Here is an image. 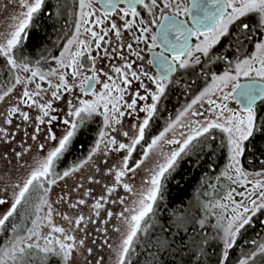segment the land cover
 Wrapping results in <instances>:
<instances>
[{"label": "snow or ice", "instance_id": "obj_1", "mask_svg": "<svg viewBox=\"0 0 264 264\" xmlns=\"http://www.w3.org/2000/svg\"><path fill=\"white\" fill-rule=\"evenodd\" d=\"M55 7L67 18L55 55L45 48L50 0H6L0 8L11 20L0 28V162L16 177L3 183L0 175V264H102L89 246L95 232L105 234L112 264H142L141 253L146 264H264V233L247 237L254 218L264 217V0H57ZM34 39L42 41L37 56ZM218 46L239 55H218ZM145 60L147 68L137 67ZM218 61L222 73L213 71ZM177 92L191 95L168 116ZM18 133L35 142L31 162L24 156L33 146ZM76 152L83 154L62 168ZM221 157L198 235L153 240L155 207L170 182L186 164ZM82 179L101 185V194ZM110 204L124 207L115 213ZM114 219L122 225L113 224L115 246L107 235Z\"/></svg>", "mask_w": 264, "mask_h": 264}, {"label": "trees", "instance_id": "obj_2", "mask_svg": "<svg viewBox=\"0 0 264 264\" xmlns=\"http://www.w3.org/2000/svg\"><path fill=\"white\" fill-rule=\"evenodd\" d=\"M50 4L53 5L52 19L48 20L46 24L48 42L45 48L55 55L59 51V48H57L53 42H56V44L63 42L62 38L59 41L57 40V35L62 28H67V18L56 15L57 9L55 5L57 4V0H50ZM68 23H70V20H68ZM41 44L42 41L40 40L34 39L32 41L30 45L31 55H39L36 49ZM217 49V54H224L226 46L223 48L218 46ZM228 55L232 56L234 52L229 51ZM225 69L226 65L224 63L213 66V71L217 73H222ZM190 95L191 94L182 96L177 92L168 104L167 115L173 116L175 112L187 102ZM158 126L160 128L164 126L163 119L159 121ZM90 142L91 137L84 138L85 152ZM82 154V152H76L74 156H69L61 167H67L73 162L75 156H81ZM224 162L223 157H221L216 160L208 159L206 162L202 163L200 167H193L191 164L184 165L177 178L170 182L165 192L164 199L159 201L158 205L155 207L156 216L152 234L153 240L159 237L160 239H167L169 241L173 239L178 241L180 235L186 237L198 235L200 230L195 221L205 217V210L202 205L208 202L212 194V189L208 187V184L215 183V175L223 168ZM208 164H213L214 167L217 168V172H213V170L207 166ZM205 193H207V195ZM260 219H264V217H260L259 219L254 218L255 224L247 233L249 239L258 238L256 236L258 232L264 233V228L260 225ZM185 229H187V231H185ZM245 247H247V245H245ZM145 254L146 253H141L139 256L142 264H146ZM161 255L165 258L168 256L165 252H161ZM133 259L135 260L136 257H133ZM178 259L177 257L176 260L178 261ZM185 259H187V254H185ZM193 264H196L195 260H193Z\"/></svg>", "mask_w": 264, "mask_h": 264}, {"label": "rangeland", "instance_id": "obj_3", "mask_svg": "<svg viewBox=\"0 0 264 264\" xmlns=\"http://www.w3.org/2000/svg\"><path fill=\"white\" fill-rule=\"evenodd\" d=\"M6 2V0H0V8H2L3 4ZM10 11V10H9ZM11 23V20L9 18V16L3 12H0V28L6 26L7 24ZM231 106V105H230ZM3 108V105H0V109ZM18 124H23L22 121L18 120L16 121ZM25 128H27L28 132H31L32 129L31 127H28L27 125H24ZM58 133H59V129H57ZM17 141H22V140H26V144H31L33 146V152L29 153L27 155L24 156L25 160H29L31 162V156L35 153V142L31 141L30 139H27L25 137H23L22 133H18L17 137H16ZM16 149L20 150V145L16 144ZM92 172L88 171V172H84L83 176H88L91 175ZM0 175H3V183H10L11 180H15L16 177L15 176H10L9 173H5L4 169H3V163L0 162ZM80 175V174H77ZM81 182L85 183V187H91L92 189H94V194L95 195H99L101 194L102 191V186L101 185H97V184H92V185H88L86 183V181H84L83 179L81 180ZM61 184H63V182H61ZM68 184L71 185L72 184V180L69 179L68 180ZM132 184L134 186L135 189H139L141 186V182H140V178L137 177L134 181H132ZM60 191L59 188L54 189V192L52 194V198L55 199L56 194ZM10 195V193H9ZM119 195L128 198V202L131 203V200L134 199V197H131L129 193L123 192V190H120ZM124 205H120V204H110L107 206V208L111 209L112 211H114L115 213H118L119 211L123 210ZM62 211H66L67 209L65 208H61ZM88 210L87 208H85V213H87ZM101 215L103 216L104 213L102 212ZM57 222L59 223H64L63 221H59V219L57 218ZM113 224H115L116 227H122V225L120 224L119 220H113V221H109L107 228H108V240L109 243H112L114 246L116 243L119 242V233L115 232L113 230ZM101 227H104V225L101 223ZM95 229V225H90V230H94ZM79 235L83 236V233H80ZM104 238H105V234L101 233V232H95L94 236H90L88 238V240H92L95 239L97 241L96 244H89L90 247L93 248L94 250V256L103 257V261L102 264H112V252L111 249L108 248V246L106 244H104ZM87 242V241H86Z\"/></svg>", "mask_w": 264, "mask_h": 264}, {"label": "flooded vegetation", "instance_id": "obj_4", "mask_svg": "<svg viewBox=\"0 0 264 264\" xmlns=\"http://www.w3.org/2000/svg\"><path fill=\"white\" fill-rule=\"evenodd\" d=\"M217 50H218V49H217ZM229 51H233V52H234V55H232L233 60L236 58L237 55H239V53L235 52L234 49L230 50V49H228V47L226 46V49H225V51H224V54H228ZM217 53H218V52H217ZM224 54H218V55H224ZM144 55H145V57H146V60L151 58L150 54L147 53V52H145ZM229 56H230V55H229ZM146 60H145L144 62H138L137 67H139L140 64H143V65L147 68L148 66L146 65ZM221 63H223V62H220V61L217 62V64H221ZM148 70L153 71V72L155 71V69H148ZM193 78H194V77L191 75L190 70H189V72H187V73H185V74L183 75V79H184L185 81H190V80H192ZM204 85H205V81H203V80L198 81V82H197V85H196V87H194L193 91H195L196 88H198V87H203Z\"/></svg>", "mask_w": 264, "mask_h": 264}]
</instances>
